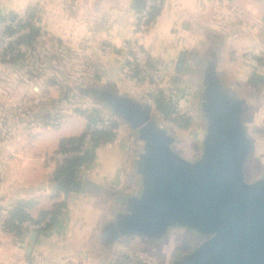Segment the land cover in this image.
<instances>
[{"label":"crops","instance_id":"0c3cea01","mask_svg":"<svg viewBox=\"0 0 264 264\" xmlns=\"http://www.w3.org/2000/svg\"><path fill=\"white\" fill-rule=\"evenodd\" d=\"M136 14L133 0H0V19L29 20L37 29L30 47L22 48L31 52V68L15 67L27 56L15 64L0 58V217L19 203L33 220L66 204L58 222L33 243L35 231L23 227L15 236L0 224V264H115L114 254L127 251L121 243L105 246L102 234L125 210V199L146 190L138 167L144 149L119 117L85 106L89 92L108 90L148 102L157 114L153 97L171 91L172 97L163 96L175 101L179 115L199 120L198 133L196 109L214 56L227 91L247 104L264 103V84L251 82L264 80V0H164L142 36L135 31ZM133 42L148 54L159 85L133 77L126 48ZM72 92L84 93L76 105ZM86 111L114 122L115 138L95 150L93 163L75 172L65 192V176L47 159L61 141L85 132ZM262 119L254 118L253 127H264ZM177 150L186 160L200 158L201 150Z\"/></svg>","mask_w":264,"mask_h":264},{"label":"water","instance_id":"95a60500","mask_svg":"<svg viewBox=\"0 0 264 264\" xmlns=\"http://www.w3.org/2000/svg\"><path fill=\"white\" fill-rule=\"evenodd\" d=\"M210 58L203 77L201 127L195 141L200 158L184 159L169 121L150 103L137 102L108 90L91 95L102 109L119 117L143 145L139 174L146 190L125 199V210L114 216L102 234L105 246H125L159 239L171 222L212 234L180 264H264V181L249 186L242 175L244 158L253 142L262 155L264 133L248 121L252 104L237 99L221 84ZM75 171L60 182L67 192ZM55 179H58L56 176ZM37 238L31 232V242ZM31 246L27 248V254Z\"/></svg>","mask_w":264,"mask_h":264},{"label":"trees","instance_id":"16d2710c","mask_svg":"<svg viewBox=\"0 0 264 264\" xmlns=\"http://www.w3.org/2000/svg\"><path fill=\"white\" fill-rule=\"evenodd\" d=\"M164 2V0H162ZM143 7L142 0H133V8L136 13H139ZM160 8H153L150 16L148 24L150 25L155 18L159 15ZM6 19L13 20L14 16H9L5 18H1L0 21H4ZM17 24L15 28H10L9 33H15L20 30H27V33L23 36H20L12 45L9 46L8 49L1 55V58L10 63H16L19 59L24 58L25 54L22 51V48L30 47L31 42L37 36V29L32 25L29 20H16ZM264 61V57L259 58L260 67H262ZM131 68V73L133 77L139 80H146L148 77L143 74V72L138 68V66L133 62ZM259 84H264V80H259L256 77H253L251 82ZM72 96V94H71ZM153 103L155 106V110L161 114L167 120L172 121L175 124H178L179 121H183L184 126L188 125L189 118L186 120L183 116L179 115L176 106L169 100H167L161 92L153 97ZM87 119L88 125L85 132L78 138H70L61 141L60 150L58 152H67V151H79L82 146L86 136L89 134L90 130L93 126L102 125L101 129H96L92 131L90 137V147L88 151L82 156L73 158L71 160H67L61 164H57V174L60 176H66L70 171L78 172L79 170L90 166L95 159V150L106 143L113 141L115 138L114 129L116 128V124L114 122H107L103 120L99 115L95 112H81ZM66 209L65 203H57L53 206V208L48 212H42L38 219L33 220L26 213V205L23 203H19L16 207L8 213L7 218L0 217V224L2 228L14 234L15 236H20L25 229L21 226L23 222H30L34 225H43L41 228L36 229V232L39 236L46 233L50 230L57 222L60 216L63 215Z\"/></svg>","mask_w":264,"mask_h":264},{"label":"rangeland","instance_id":"374dc122","mask_svg":"<svg viewBox=\"0 0 264 264\" xmlns=\"http://www.w3.org/2000/svg\"><path fill=\"white\" fill-rule=\"evenodd\" d=\"M25 58L27 60L23 66L19 65L15 67L31 68V52H25V56L22 59L25 60ZM262 74L264 75L263 69ZM75 82L79 84L80 78L76 79ZM170 92L171 91H166L168 97H172V92ZM82 96H84V93L72 92L71 99L76 105ZM82 99L87 108L95 105L99 106L100 109L98 108V110L102 109L101 105L97 104L91 95H88L87 99ZM260 100L261 99L257 100L255 105L250 108V115L247 116L248 121L254 118L259 119L260 117L263 118L262 122L264 121V103ZM170 101L172 103L175 102L172 100ZM157 115L159 116L158 112ZM183 117L185 120L188 118L186 116ZM198 124V119H189V123L186 126H184L183 121H179L178 124L173 122L169 123V126L174 131L173 137L178 143L179 148L183 147V149H186L187 147V149L193 153L196 151L198 144L195 141V136L199 127ZM258 128L260 132L264 133L262 123L259 124ZM256 146V143L253 142V150L246 155L242 165V175L245 183L249 186L259 185V181H264V150H262V155H259V150ZM211 237L212 234L210 233L198 231L179 222H171L167 224L166 231L159 239L152 242L143 240L140 244L128 245L126 246L127 251L121 250V253L114 254L115 259L113 258V260L115 264H180L188 257L193 256Z\"/></svg>","mask_w":264,"mask_h":264},{"label":"built area","instance_id":"2783aa9c","mask_svg":"<svg viewBox=\"0 0 264 264\" xmlns=\"http://www.w3.org/2000/svg\"><path fill=\"white\" fill-rule=\"evenodd\" d=\"M143 7L139 13L136 14V24L135 31L139 36H142L148 29L149 24V16L153 8L162 7V0H142ZM17 24L16 20L6 19L4 21H0V56L5 52L6 49L9 48L20 36H23L27 33V30H20L15 33H9L10 28H15ZM129 50L132 62H134L138 68L143 72L145 76L150 78L153 83L159 85L161 83V78L159 75L148 66L149 57L148 54L141 48V46L135 42L130 43L126 46ZM264 57V56H263ZM262 69L264 70V61L262 64ZM163 95L167 96V93L164 92ZM102 125L93 126L90 130L89 134L86 136L83 146L79 151H67V152H57L52 154L48 159L47 163L49 165H57L61 164L67 160H71L73 158L82 157L90 147V137L92 131L96 129H101ZM5 215V214H4ZM22 227L28 228L30 231H35L36 229L41 228L43 225H34L30 222H23L21 224Z\"/></svg>","mask_w":264,"mask_h":264}]
</instances>
